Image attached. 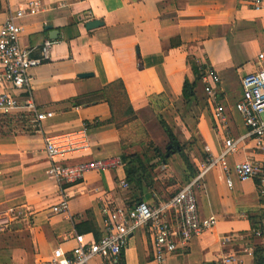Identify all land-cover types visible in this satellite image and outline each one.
I'll return each instance as SVG.
<instances>
[{
    "label": "crops",
    "instance_id": "1",
    "mask_svg": "<svg viewBox=\"0 0 264 264\" xmlns=\"http://www.w3.org/2000/svg\"><path fill=\"white\" fill-rule=\"evenodd\" d=\"M32 2H39L41 8L19 21L23 29L19 43L31 59L40 58L45 41L53 43L49 60L30 71V98L53 117L39 124L24 110L0 115V211H24L0 232V264H49L55 249L68 253L73 248L75 235L99 239L106 203L123 207L168 200L180 190L177 186L198 175L205 162L204 149L218 157L229 138L241 139L237 152L226 157L232 188L216 166L195 190L200 219L215 216L217 223L169 262L221 264L223 257L234 253L239 264H264V240L254 236L256 230L264 232V199L256 182L239 181L233 174L237 163L264 166V154L255 149L252 138H244L247 129L235 110L242 97V78L261 67L257 56L264 52V8L253 9V0H0V28L17 9ZM93 21L102 26L86 30ZM188 56L206 69L190 103L182 95L184 81L193 79ZM210 73L220 83L209 97L204 88ZM85 74L91 76L78 78ZM117 80L124 84L137 117L120 129L107 123L111 114L105 102L86 104V97ZM0 94L25 97L1 84ZM215 105L222 106L227 117L222 132L213 118ZM157 116L180 145L191 143L193 151L187 153L197 172L194 178L177 155L161 165L166 170L164 180L175 178L176 186L162 188L163 183H157L162 178L156 176L150 186L124 191L118 187L126 179L123 165L90 171L80 184L67 189V211L52 213L61 193L46 173L45 137L86 131L89 152L69 157L68 164L121 161L122 155L138 154L150 141L163 140L165 133L155 125ZM6 118L15 125L24 119L25 126H9ZM169 161H175V170ZM225 235L236 237L234 243L223 246ZM89 264H153L146 230L129 236L117 260L95 258Z\"/></svg>",
    "mask_w": 264,
    "mask_h": 264
},
{
    "label": "built area",
    "instance_id": "2",
    "mask_svg": "<svg viewBox=\"0 0 264 264\" xmlns=\"http://www.w3.org/2000/svg\"><path fill=\"white\" fill-rule=\"evenodd\" d=\"M253 9L264 8V0H253ZM41 4L32 2L17 9L11 14L0 28V84L8 85L17 93H24L25 97L0 94V115L12 116L24 110L36 123H41L53 117L52 112L40 111L30 98V71L49 60L52 42L45 41L40 51L39 59H31L29 51L21 48L20 37L23 32L19 21L27 16L39 13ZM261 67L254 73L247 74L241 80L242 97L235 105V110L242 117L247 129L244 138H252L255 149L264 154V52L257 56ZM209 84L204 92L207 96H214L215 85L220 79L214 73L209 74ZM213 118L220 132L224 131L227 123L225 110L215 105ZM241 139H226L224 149L218 157L209 155L205 148V162L200 165L198 175L181 188L175 196L166 201H159L155 205L139 202L133 206L110 207L106 203L102 208L104 216L103 228L99 239L86 240L84 235H75V245L65 253L57 248L52 252L49 264H89L93 259L117 260L125 250L129 236L135 231L144 229L151 241L152 263L170 264L169 260L178 251L186 250L190 242L199 237L204 231L212 229L217 219L210 216L200 219L195 190L200 188L202 177L212 168L218 166L225 174L228 188H232L230 170L226 164V157L235 154ZM90 145L86 131L77 135H60L44 138V152L49 160L47 176L61 193L59 203L52 208L53 214H63L68 208L67 189L80 184L87 172L110 171L122 167L120 160H102L92 162H78L68 164L67 159L73 155L89 152ZM233 174L239 181L253 180L257 184L258 195L264 199V166L250 161L237 163L233 167ZM118 187L128 190L126 179L120 180ZM24 214L22 209H7L0 211V232L6 231L12 220ZM254 236L264 240V232L254 231ZM236 237L225 235L221 244L228 246L234 243ZM249 255L252 252L248 251ZM221 264H239L234 253L222 258Z\"/></svg>",
    "mask_w": 264,
    "mask_h": 264
},
{
    "label": "trees",
    "instance_id": "3",
    "mask_svg": "<svg viewBox=\"0 0 264 264\" xmlns=\"http://www.w3.org/2000/svg\"><path fill=\"white\" fill-rule=\"evenodd\" d=\"M187 65L193 79L192 81H189L188 79L184 81L182 95L185 101L190 103L195 99L193 93L194 89L197 82L202 77V72L206 69L205 67L197 65L194 57L190 56H188ZM86 99V104L88 105L105 102L108 105L111 114V118L107 123L115 125L118 129L137 118L132 106L130 105L124 84L120 80L107 84L101 91L89 95ZM157 119L160 127L168 138L167 150L165 153H161L158 149L154 148V157L151 158H147L146 155L140 156L138 154L122 155L121 162L124 166L125 178L130 188L139 190L142 185L150 186V180L153 178L152 171L156 168V164L153 163V161L157 160V164L166 165L168 160L174 155L180 157L191 178H194L197 174L192 165L189 153H187L188 146H190L191 143L188 145H180L165 121H163L160 117H157ZM6 120H9L8 122H10L13 119L11 120L6 118ZM9 124V126H17L19 124L25 126V121L24 119H20V121L16 123L17 125L11 124V122ZM93 233L97 238L98 233L95 229H93ZM262 263H264V259Z\"/></svg>",
    "mask_w": 264,
    "mask_h": 264
},
{
    "label": "rangeland",
    "instance_id": "4",
    "mask_svg": "<svg viewBox=\"0 0 264 264\" xmlns=\"http://www.w3.org/2000/svg\"><path fill=\"white\" fill-rule=\"evenodd\" d=\"M158 117V116H157ZM157 117H156V120L155 121H157L156 123H155V125H156V127H158L159 126V121H158V119H157ZM156 127H155V131H157V129H156ZM160 127V126H159ZM160 129H161V127H160ZM4 130V129H3ZM162 131V130H161ZM156 133V132H155ZM154 133V134H155ZM163 133V132H162ZM157 134V133H156ZM155 134V135H156ZM162 135H164V133L162 134ZM157 136V135H156ZM159 136V135H158ZM151 137V136H150ZM152 138V137H151ZM166 140H165V139ZM167 147H168V140H167V138L165 137V135H164V137H163V140H161V139H158L157 141H155V140H153V141H150V144H148V146L147 147H143V148H141L140 150H139V152H138V155H140V156H142V155H146V157L148 158V157H154V152H153V150H154V148H156V149H158L161 153H165V151L167 150ZM192 150V148H190V146H188V150L189 151H191ZM193 151V150H192ZM179 160V159H178ZM153 163H155L156 165H157V167H159V168H155L154 169V171H152V175H153V178L154 177H156V176H160L161 178H162V180H161V182H157L158 183V185L159 184H161V183H163L162 184V186H160V187H166V186H168V185H171V184H173V185H175L176 186V184H178L176 181H175V178H166L165 180H164V176L163 175H165L166 174V170L164 171L163 170V167L161 166V165H159V164H157V162L156 161H153ZM169 164L171 165V166H173V168H174V170H175V166H176V164H175V161H172L171 163H170V161H169ZM172 168V169H173ZM183 184V185H182ZM181 185H179V186H177V190H179V189H181L183 186H185L186 185V183H182ZM174 193V191L173 192H171L170 194H173ZM169 195V194H168ZM162 196V195H161ZM163 197V196H162ZM164 198V197H163Z\"/></svg>",
    "mask_w": 264,
    "mask_h": 264
},
{
    "label": "water",
    "instance_id": "5",
    "mask_svg": "<svg viewBox=\"0 0 264 264\" xmlns=\"http://www.w3.org/2000/svg\"><path fill=\"white\" fill-rule=\"evenodd\" d=\"M101 26H102L101 22L93 21V22L87 23L85 28H86V30H92V29H95V28H98V27H101ZM89 76H91V75H88V74L79 75L78 78H86V77H89Z\"/></svg>",
    "mask_w": 264,
    "mask_h": 264
}]
</instances>
